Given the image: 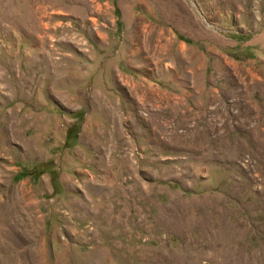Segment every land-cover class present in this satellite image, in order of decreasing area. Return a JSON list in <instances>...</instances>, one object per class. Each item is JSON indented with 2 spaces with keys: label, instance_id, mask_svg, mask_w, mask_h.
Here are the masks:
<instances>
[{
  "label": "rangeland",
  "instance_id": "rangeland-1",
  "mask_svg": "<svg viewBox=\"0 0 264 264\" xmlns=\"http://www.w3.org/2000/svg\"><path fill=\"white\" fill-rule=\"evenodd\" d=\"M0 264H264V0H0Z\"/></svg>",
  "mask_w": 264,
  "mask_h": 264
}]
</instances>
